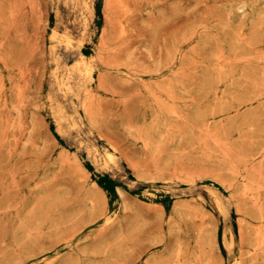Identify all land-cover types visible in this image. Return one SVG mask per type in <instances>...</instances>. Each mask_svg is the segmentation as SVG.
Listing matches in <instances>:
<instances>
[{
	"label": "rangeland",
	"instance_id": "rangeland-1",
	"mask_svg": "<svg viewBox=\"0 0 264 264\" xmlns=\"http://www.w3.org/2000/svg\"><path fill=\"white\" fill-rule=\"evenodd\" d=\"M0 264H264V0H0Z\"/></svg>",
	"mask_w": 264,
	"mask_h": 264
}]
</instances>
